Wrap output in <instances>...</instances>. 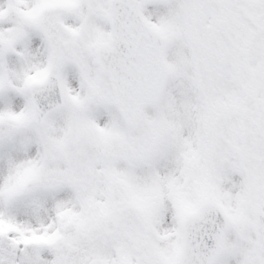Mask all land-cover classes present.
<instances>
[{
	"label": "snow or ice",
	"instance_id": "1",
	"mask_svg": "<svg viewBox=\"0 0 264 264\" xmlns=\"http://www.w3.org/2000/svg\"><path fill=\"white\" fill-rule=\"evenodd\" d=\"M0 264H264V0H0Z\"/></svg>",
	"mask_w": 264,
	"mask_h": 264
}]
</instances>
